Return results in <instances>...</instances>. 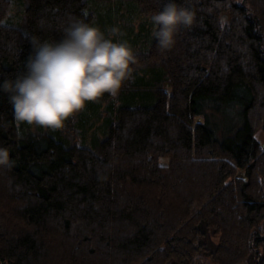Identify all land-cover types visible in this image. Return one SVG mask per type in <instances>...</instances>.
Masks as SVG:
<instances>
[{"label": "trees", "instance_id": "16d2710c", "mask_svg": "<svg viewBox=\"0 0 264 264\" xmlns=\"http://www.w3.org/2000/svg\"><path fill=\"white\" fill-rule=\"evenodd\" d=\"M168 2L0 0V83L70 17L137 55L118 97L60 129L17 123L0 91V264H264V0H177L197 23L161 51L150 17Z\"/></svg>", "mask_w": 264, "mask_h": 264}, {"label": "clouds", "instance_id": "9594fccd", "mask_svg": "<svg viewBox=\"0 0 264 264\" xmlns=\"http://www.w3.org/2000/svg\"><path fill=\"white\" fill-rule=\"evenodd\" d=\"M150 20L159 49L166 51L174 47L179 26L191 28L197 23V12L169 0ZM62 31L60 39L33 35L26 70L0 83L17 123L63 128L87 102L105 94L118 97L134 78L136 50L130 42L113 38L118 27L105 31L83 18L70 17ZM11 162L10 149L0 146V165Z\"/></svg>", "mask_w": 264, "mask_h": 264}, {"label": "rangeland", "instance_id": "374dc122", "mask_svg": "<svg viewBox=\"0 0 264 264\" xmlns=\"http://www.w3.org/2000/svg\"><path fill=\"white\" fill-rule=\"evenodd\" d=\"M15 8H16V7H15ZM16 10H17V8L14 9V10H12V11H11V14L16 13ZM114 22H115V21H113V23H114ZM138 22H139V20H137V22L134 21V22L132 23L133 26L135 27V29H136L137 31L140 30L139 28H140V25L142 24V23L139 24ZM224 22H225V21H224ZM134 23H135V24H134ZM149 26H150V25H149ZM196 121H203V117H201V116H200V117H196ZM32 128H36V126L33 125ZM67 130L69 131L70 129L67 128ZM71 133H74V132L71 130ZM257 135H258V137H259V139H260L261 141H264V133H263L262 131L258 132ZM263 145H264V144H263ZM164 162L166 163V160H165ZM239 176L242 177V178H245V172H244L243 170H240V171H239ZM208 233H209V236H207L208 238H207V239L205 238V240H202V242H203L204 244H207V246H208V248L205 247V249H209V251H212V250L216 249V247L218 246V243H219V236L213 235V234H212V229H210ZM204 244H203V246H204ZM200 245H202V243H201ZM202 251H203V250H202ZM174 259L178 260V258L175 257V258L171 259V262L174 261ZM194 264H216V263H214V262L212 261L211 256L208 255L207 252H206V253H202V252H201V254H199V255H197V256L195 257Z\"/></svg>", "mask_w": 264, "mask_h": 264}]
</instances>
